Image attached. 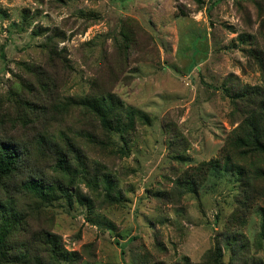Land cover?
<instances>
[{
    "label": "rangeland",
    "instance_id": "1",
    "mask_svg": "<svg viewBox=\"0 0 264 264\" xmlns=\"http://www.w3.org/2000/svg\"><path fill=\"white\" fill-rule=\"evenodd\" d=\"M202 1L0 0L1 108L12 115L1 110L4 130L27 143L34 134V126L13 123L16 112L8 103L22 78H28L32 98L41 93L23 69L25 63L51 71L58 67L55 89L64 97L84 95L97 81L149 117L136 123L130 153L122 157L102 148L98 123L76 107L60 113L65 122L52 124L55 132L73 129L77 144L90 161L113 173L124 196L112 204L95 201L92 210L55 201L29 217L33 230L57 233L63 247L76 252L77 264H182L185 257L193 264H209L217 245L225 262L233 256L236 264H264V201L257 197L253 207H240L235 176L209 171L198 194L176 193V179L219 157L239 123L222 86L263 84L251 53L258 49L264 54V0ZM26 9L32 19L22 29ZM123 24L136 33L124 61L115 44ZM40 27L64 32L57 50L66 49L71 68H62L60 60L48 63L46 37L33 34ZM242 34L253 35L250 43L239 40ZM48 110L59 115L50 106ZM253 182L264 188L262 179ZM81 188L93 196L85 183ZM237 205L239 213H246L244 225L231 219ZM236 232L241 240L232 251L225 247V236Z\"/></svg>",
    "mask_w": 264,
    "mask_h": 264
},
{
    "label": "trees",
    "instance_id": "2",
    "mask_svg": "<svg viewBox=\"0 0 264 264\" xmlns=\"http://www.w3.org/2000/svg\"><path fill=\"white\" fill-rule=\"evenodd\" d=\"M30 19L32 16L26 9L22 16V29ZM48 31V27L33 29L34 35L46 37L44 49L49 56L48 63L52 64L54 59L60 60L62 68H71L64 54L66 49L63 48L61 52L57 50V41L66 38L64 32L59 28H54L50 33ZM120 36V39H115V44L124 61L136 43V33L130 24H123ZM252 37V34H242L238 38L250 43ZM251 54L258 61L263 84L238 87L226 83L222 86L231 102L232 115H239V123L227 135L219 157L201 162L195 171L186 170L176 179L178 196L182 193L198 194L207 174L212 171L217 177L221 173L236 177L239 183L236 202L240 207H253L257 197L264 201V188L253 182L257 178L264 181V54L258 49ZM23 65L24 70L30 71L28 75H33L29 79L41 86V93L32 98L33 93L28 92V78H22L8 100L9 108L16 112L13 123L20 121L27 128L34 126V134L28 143L23 142L19 135L10 133V130H4L6 117L1 112L3 98L0 97V264H77L79 257L76 252L67 251L57 233L42 228L33 230L29 226V217H36V212L42 206L55 201H63L69 207L85 205L92 210L95 201L112 204L121 202L124 196L113 173L107 171L101 162L90 161L77 144L73 137L74 130L58 128L55 132L52 124L65 122L66 117L60 116V113L66 115L68 108L76 107L82 115H92L98 123L103 136L96 134V137L98 142H102V148L122 157L130 153L131 134L136 129V123L149 121V117L140 108L127 107L117 95L97 81L84 95L64 97L55 89L59 76L57 73L53 75V72L58 67L51 71L50 68L40 67L42 64ZM49 106L59 115L50 113ZM2 111L11 115L8 110ZM37 128L40 129L35 131ZM24 134L28 136V133ZM81 183L86 184L93 196L82 190ZM260 189H263L262 193ZM238 205L232 211L231 219L244 225L247 216L245 212L239 213ZM260 212L264 235V207L260 208ZM238 235L239 232L225 236L227 249L235 251L233 245L241 240ZM184 261L182 264H193L187 257ZM207 263L236 264V260L232 256L225 262L224 253L217 245Z\"/></svg>",
    "mask_w": 264,
    "mask_h": 264
}]
</instances>
